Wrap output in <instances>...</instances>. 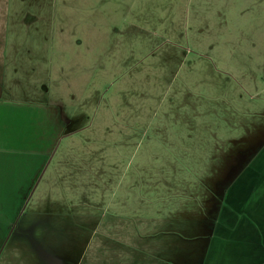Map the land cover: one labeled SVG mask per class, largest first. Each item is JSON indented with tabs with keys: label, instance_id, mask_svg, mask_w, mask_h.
Wrapping results in <instances>:
<instances>
[{
	"label": "rangeland",
	"instance_id": "1",
	"mask_svg": "<svg viewBox=\"0 0 264 264\" xmlns=\"http://www.w3.org/2000/svg\"><path fill=\"white\" fill-rule=\"evenodd\" d=\"M20 4L23 15L16 19L26 29L11 30L12 14L7 21L0 10V52L9 44L16 46L11 49L16 52L13 65L6 52L7 61L0 55V83L20 84L22 91L13 87L9 94L4 89L8 94L1 97L2 123L8 120L13 126L11 138L20 150L0 149V223L4 225L3 215L19 206L6 241L0 244V264H29L24 250L17 251L14 245L24 233L36 245L34 233L41 232L34 227L36 232L25 231L23 226L75 224L72 215L29 214L41 196L50 198L46 206L93 208L102 217L97 229L93 220L77 217L91 227L81 228L74 239L66 237L63 242L51 236L42 240L45 248L25 247L30 264L35 259L37 264L168 260L158 250L163 238L155 226L142 239L144 246L136 249V244L135 252L127 246L125 251H130L124 257L122 232L115 227L127 222L118 212L127 207L136 214L131 216L134 227L123 230L126 234L160 224L151 221L155 211L180 213L182 209L170 203L171 193L155 190L157 166L166 158L198 159V153H186L209 141L208 127L225 137L264 129V0H49L44 6L41 0H23ZM41 9L49 15L48 29L41 30L36 19L34 11ZM19 96L49 102L53 114L37 128L49 126L51 134L37 129L33 134V125L11 105L15 102L10 99ZM57 110L63 130L55 129ZM10 112L13 123L5 118ZM58 130L62 132L54 134ZM9 139L0 135V142L10 143ZM254 174L264 175V147L240 175ZM200 178L199 184L210 182H206L210 188L201 184L204 192L220 191V184L211 181L221 179L218 174ZM155 191L160 194L154 200L143 199L146 206L155 203L150 210L140 197ZM188 193L190 198L194 191ZM225 213L234 222L233 208L227 206ZM197 217L192 218L198 223L193 234L175 241L178 258L172 264H188V254L191 264H203L204 242L211 245L215 240L211 238L215 225ZM109 222L117 225L110 227ZM44 229L53 234V227ZM171 236L167 232V238Z\"/></svg>",
	"mask_w": 264,
	"mask_h": 264
},
{
	"label": "crops",
	"instance_id": "2",
	"mask_svg": "<svg viewBox=\"0 0 264 264\" xmlns=\"http://www.w3.org/2000/svg\"><path fill=\"white\" fill-rule=\"evenodd\" d=\"M4 1L6 2L0 3V5H3L0 9L2 12L1 17L7 14L6 20L8 21L9 12L12 14L11 26L13 29L11 30H14V32H16L19 31L20 28L26 29L21 25L20 19H16V17H21L23 15V5L20 4V1L23 0ZM41 1L43 2L44 6L46 1L49 0ZM34 12L36 13V19L41 24V30L43 28L48 29L49 15L47 13L45 14L42 9L35 10ZM8 34L9 32L5 35H7L8 37ZM44 34L45 33L41 35L42 38ZM0 36H2L1 33ZM17 38L19 37L17 36ZM1 43L2 39L0 38V44ZM13 47L16 46L14 44H9V48L7 50H2V52H0V55H3V57L4 53L6 52L5 55L6 57H8L7 60L9 62L11 61L12 56L15 57L16 55L15 50H11ZM9 53H11V57H9ZM7 63L8 62H6L5 66H8ZM11 63L13 65V61H11ZM0 65H2L1 60ZM12 67L13 71L18 70L16 66ZM1 84L2 83H0V108L3 109L4 101L1 97L8 93L12 94L13 87L19 89L20 84L18 85L10 82L8 83L7 81L4 85ZM4 89L5 92L8 93H5ZM19 91L22 92L20 89ZM23 97L19 96L18 99H10L11 102H15L14 104L11 103L13 108L18 113L22 114V117L24 119L28 120V125H33V134L36 133V129L38 130V133L44 130L45 135L51 134L52 132L49 126L44 127V129L37 128V125L39 127H43V124L45 125L46 123V119L50 120L53 114L52 110L50 109L49 102L43 99L38 100L39 98L36 99V97H34L33 99L25 96ZM7 115L9 116H6L5 118L10 119L11 123H13V120L15 119L14 116H12L11 112ZM231 115L237 117V113L233 112ZM0 116V135H3L4 133V135L10 136V143L0 142V149H6L10 152H14V150H20V148L18 149V147L16 146V143H14L15 141L13 142V138H11L15 135L14 131L12 130L13 126L9 124L8 120H5L6 122L2 123L3 115H1V112ZM57 120L58 126L55 127V129H59L62 127L59 120L58 110ZM7 128L8 130H10V132L7 131ZM46 128L48 129V132L46 131ZM62 130H58V132L53 133L57 135L58 133H61ZM208 130L209 132L207 135L209 141L204 140L200 145H198V147L189 148L187 152L190 153H186L192 156H194L195 153H198L200 155L198 159L187 158L186 163L182 158H166V161L162 164H159L156 168L157 177L155 190L159 192L166 191L168 193H171L174 199L170 198V203L178 205L182 209L180 213L169 211L162 215L161 213H158V211H155V219L151 221L161 223L158 225H152L151 223L147 227L139 228L140 230L137 234H126V231H123L132 229L134 227L133 222H131L134 221V219H132L131 216H134L135 212H133V210H128L127 207V209L124 208L123 210H120L118 212L121 215L126 216L124 217L123 222H127V226L123 224V227H115V225L117 224L109 222V224H111L110 227H115L117 231L122 232L120 233L122 238H120L119 240L122 243L120 251L124 254V257L130 251H125L127 246L128 249H133V252H135L136 244V249L142 248V246H144L142 243V239H144L147 233H149V231L153 229V226H155L157 235H160L161 238H163L160 241L161 246L160 248H158V250L160 253L169 256V259L165 261H162L161 258L159 260L161 261V263L159 264H172L173 259L176 260L178 258L177 249L179 247V244H177L175 241L181 238H187L189 236V233L193 234L194 228L197 227L198 223L196 222V220H192V218L195 217V219H197V216H200L205 220L211 221V223L215 225L214 234L211 237L215 240L211 241V245L210 241H207L206 244L204 242L203 252L204 255H206V258L204 262L202 261L203 264H264V175L254 174L250 177H242V175H240L241 172L254 159L256 154L259 153V151L264 147V129L259 128L257 132H254L252 135V131H250L248 133L249 136L239 134V136L234 137H225L223 136L224 134L220 136L221 134L212 131L209 127ZM9 144L11 145L12 149L9 148ZM22 149L23 148H21V150ZM210 174H218L219 176H221V179L211 180L213 183L220 184L219 192H215L212 188V192H204L201 184H204L206 187L210 188V186H208L206 183L208 182L207 180L199 181L201 184L197 183L198 179H202L200 177H203L205 175L208 176ZM191 190H193L194 193L190 198H188L187 196H190L188 191ZM157 191L152 192L149 195H142L140 197L142 199V202L140 201V203L152 210L156 206L155 203H151L149 206H146L145 203H143V199L154 200V196L160 194ZM40 199L41 201L37 202V204H39L38 207L32 208L29 214L54 213L56 215H72L75 217V224L60 222H40L38 224L30 223L26 226H23V229L25 231L31 230L32 232H36L34 231V228H36L40 230L39 232H41L38 234L34 233V236L37 237L36 245L32 244V238L29 235V237L25 236L26 233L23 234L24 236L18 237L17 242L14 245L16 246L17 251H19V247L24 250L25 255L23 254V256H26L25 260L29 262V264L31 256L25 253V247L33 248L34 246H37L45 248L42 240L44 238L49 240L51 236H55L59 240L62 239L63 242H65L66 237L74 239L75 237L79 236V231H82L80 230L81 228L88 226L91 227V225L87 226V224H85L86 221L80 218L86 216L89 219L93 220V229H97V226H100L99 219L102 217L101 214L99 215L100 210L98 209H78L77 207L67 208L62 207L61 204V207H50L46 206L50 198L45 199V196H41ZM230 199H235L232 202L233 204L230 203ZM227 206L232 207L234 210V222H232L233 220L229 221L228 218L226 219L225 209H227ZM16 209L13 212L8 211V213H5L3 215L5 219H1L2 221H4V225H2V222L0 223L1 245L6 241L5 239L7 237H5V233L12 219L15 217ZM25 209V206H23L22 210L24 211ZM146 213L151 215L148 212ZM45 227H48L50 229L51 227H53V234H51V230L44 229ZM173 231L176 232L177 235H175ZM216 231L219 232V235L217 236L215 235ZM167 232L172 233L174 236H171L168 239ZM187 244L192 246V244L189 242H187ZM114 245L117 250L119 246H116L115 242ZM35 256H37V254H35ZM20 258L23 257L20 256ZM190 258L191 256L188 254L186 260L188 264H191ZM44 261L47 262L46 260ZM38 262L40 261H37L35 259V262L33 264H37Z\"/></svg>",
	"mask_w": 264,
	"mask_h": 264
}]
</instances>
